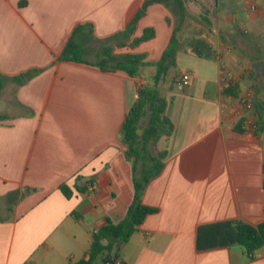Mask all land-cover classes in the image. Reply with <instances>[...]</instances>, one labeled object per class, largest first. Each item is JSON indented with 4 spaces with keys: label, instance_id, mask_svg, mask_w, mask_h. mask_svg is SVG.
<instances>
[{
    "label": "crops",
    "instance_id": "obj_1",
    "mask_svg": "<svg viewBox=\"0 0 264 264\" xmlns=\"http://www.w3.org/2000/svg\"><path fill=\"white\" fill-rule=\"evenodd\" d=\"M144 1L0 0V264L88 260L92 232L124 217L134 164L120 128L141 87L165 99L173 130L156 144L164 168L142 195L156 212L115 259L264 264V247L248 259L222 244L232 222L264 223V131L253 128L255 104L264 108V76L253 67L264 62V0H181L183 11L175 0L149 5L134 37L146 28L154 37L114 54L155 63L174 36L175 64L156 86L154 66L133 78L96 65L103 40L123 31ZM78 24L87 25L76 37L88 49L85 62L58 60ZM194 40L204 55L192 51ZM226 73L236 95L223 92Z\"/></svg>",
    "mask_w": 264,
    "mask_h": 264
},
{
    "label": "trees",
    "instance_id": "obj_2",
    "mask_svg": "<svg viewBox=\"0 0 264 264\" xmlns=\"http://www.w3.org/2000/svg\"><path fill=\"white\" fill-rule=\"evenodd\" d=\"M163 0H145L142 8L129 22L127 27L103 40L99 51L96 65L103 71H124L130 77H141V69L146 66H154V86L164 76L168 69L175 64V54L178 49V42L173 36L168 47L163 51L159 61L150 63L146 61L145 54L127 52L114 54L115 48L128 47L136 48L140 44L149 41L155 35L152 28L143 30L140 37H134L136 26L140 18L145 14L147 7L153 3ZM180 11H183L181 0H175ZM87 25L78 24L72 30L66 41L61 54L60 61L84 63V57L88 49L77 42V35ZM198 41H192V51L197 55H204L208 49L197 48ZM33 71L32 73H36ZM3 85L0 80V93ZM142 94L139 100L131 106L125 115L124 122L120 128V136L126 145V154L132 160L133 167V199L124 217L117 222L107 220L106 223L92 232L89 247V259L80 260L72 264H96L99 260L102 263H114L118 256V249L126 243L131 235L139 230V226L145 218L156 212L155 208L149 207L142 202V195L147 184L155 178L164 168L165 153L156 150V144L162 136H170L173 130L171 122L164 115L166 101L154 88L141 87ZM224 94L236 95L235 86L228 85L223 90ZM256 105L255 131H264V108ZM145 120V122H143ZM141 163L139 176L135 164ZM60 191L66 198L72 195L71 188L66 184L60 186ZM76 191H83L74 186ZM226 224L224 226H228ZM226 241L223 245H237L243 249L244 255L252 259L256 252L264 247V223L257 225L241 221L232 222L231 235L225 233Z\"/></svg>",
    "mask_w": 264,
    "mask_h": 264
},
{
    "label": "built area",
    "instance_id": "obj_3",
    "mask_svg": "<svg viewBox=\"0 0 264 264\" xmlns=\"http://www.w3.org/2000/svg\"><path fill=\"white\" fill-rule=\"evenodd\" d=\"M226 78H228L229 80L228 81H225L224 85L225 87H227L228 85L232 84V77H231V74L230 73H226ZM189 81V74H182L180 77H179V82L183 85H186ZM112 264H123L119 259H115L114 260V263Z\"/></svg>",
    "mask_w": 264,
    "mask_h": 264
},
{
    "label": "water",
    "instance_id": "obj_4",
    "mask_svg": "<svg viewBox=\"0 0 264 264\" xmlns=\"http://www.w3.org/2000/svg\"><path fill=\"white\" fill-rule=\"evenodd\" d=\"M253 67L255 70L260 74L264 76V62L262 61H257L256 63L253 64ZM140 94H142V91H140Z\"/></svg>",
    "mask_w": 264,
    "mask_h": 264
},
{
    "label": "rangeland",
    "instance_id": "obj_5",
    "mask_svg": "<svg viewBox=\"0 0 264 264\" xmlns=\"http://www.w3.org/2000/svg\"><path fill=\"white\" fill-rule=\"evenodd\" d=\"M144 71H145V70L141 71V74L144 73ZM145 72H146V71H145ZM1 102H3V100L0 98V107L2 106V103H1ZM143 122H145V121H143Z\"/></svg>",
    "mask_w": 264,
    "mask_h": 264
}]
</instances>
